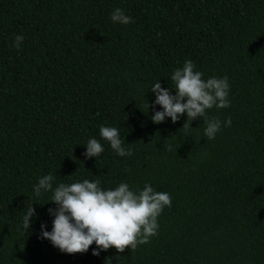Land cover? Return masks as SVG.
I'll use <instances>...</instances> for the list:
<instances>
[{"label": "trees", "instance_id": "obj_1", "mask_svg": "<svg viewBox=\"0 0 264 264\" xmlns=\"http://www.w3.org/2000/svg\"><path fill=\"white\" fill-rule=\"evenodd\" d=\"M117 8L135 22L113 23ZM187 59L204 80L229 78L231 106L207 112L221 121L213 140L202 118L187 133L186 113L151 119L163 110L151 87L175 95ZM100 126L133 154L118 156ZM91 138L99 157L84 155ZM49 173L53 187L151 184L172 206L135 251L63 253L42 238L53 193H34ZM0 264H264V0H0Z\"/></svg>", "mask_w": 264, "mask_h": 264}, {"label": "clouds", "instance_id": "obj_2", "mask_svg": "<svg viewBox=\"0 0 264 264\" xmlns=\"http://www.w3.org/2000/svg\"><path fill=\"white\" fill-rule=\"evenodd\" d=\"M113 23L128 25L135 21L131 16L117 8L111 13ZM23 35H15L12 47L21 49ZM229 78L211 77L203 79V73L195 70V64L187 59L182 68H177L171 75L175 95L169 88H163L160 81L152 87L155 93V105L163 110L156 111L151 117L156 124L165 118H171L173 123L180 116L187 114V121L183 125L187 133L192 129V121L202 118L204 137L209 140L216 138L222 130L218 118H209L208 110L225 109L231 106L229 97ZM147 107H149L147 103ZM224 126H231V118L224 122ZM100 137L110 144L111 149L120 157L131 156V149L122 145L120 132L116 127L100 126ZM104 147L96 138L86 143V158L99 157ZM172 150L169 145V151ZM55 177L49 173L39 178L34 186L37 197L42 193H53L49 202L57 207L49 209L54 216L51 232L44 230L41 225L42 238L51 241L52 245L67 254L86 253L95 243L96 250L92 255L99 256L100 251L114 248L118 253L126 249L135 251L138 246L150 243L152 237L158 235V217L165 207L171 208V196L167 192L156 191L151 184H145L142 190H132L128 183L122 182L114 189L104 190L99 180L82 182L59 183L53 187ZM35 215L32 205L27 207L23 216L22 227L27 232L31 227V218Z\"/></svg>", "mask_w": 264, "mask_h": 264}]
</instances>
